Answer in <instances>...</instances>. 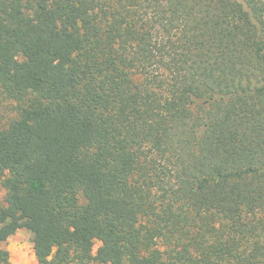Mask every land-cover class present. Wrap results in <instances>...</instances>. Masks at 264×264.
Wrapping results in <instances>:
<instances>
[{"label": "trees", "instance_id": "1", "mask_svg": "<svg viewBox=\"0 0 264 264\" xmlns=\"http://www.w3.org/2000/svg\"><path fill=\"white\" fill-rule=\"evenodd\" d=\"M0 91V243L264 264V0H0Z\"/></svg>", "mask_w": 264, "mask_h": 264}, {"label": "rangeland", "instance_id": "2", "mask_svg": "<svg viewBox=\"0 0 264 264\" xmlns=\"http://www.w3.org/2000/svg\"><path fill=\"white\" fill-rule=\"evenodd\" d=\"M17 103L6 99L0 91V128L5 126L16 115ZM1 183V181H0ZM7 191L0 184V203L6 205ZM1 247H5L11 254V260L17 264H37L35 252L33 249V235L29 230L21 229L13 235L6 243H0ZM15 246V247H13ZM100 246L97 242L94 251Z\"/></svg>", "mask_w": 264, "mask_h": 264}, {"label": "clouds", "instance_id": "3", "mask_svg": "<svg viewBox=\"0 0 264 264\" xmlns=\"http://www.w3.org/2000/svg\"><path fill=\"white\" fill-rule=\"evenodd\" d=\"M13 247H15V246H13ZM9 250L11 251L12 249H9ZM12 264H17V262L13 261ZM25 264H27V262H25Z\"/></svg>", "mask_w": 264, "mask_h": 264}]
</instances>
